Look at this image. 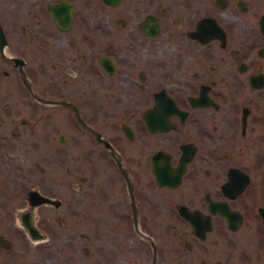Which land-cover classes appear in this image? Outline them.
Here are the masks:
<instances>
[{
  "label": "flooded vegetation",
  "instance_id": "flooded-vegetation-1",
  "mask_svg": "<svg viewBox=\"0 0 264 264\" xmlns=\"http://www.w3.org/2000/svg\"><path fill=\"white\" fill-rule=\"evenodd\" d=\"M0 29V213L27 257L53 220L109 264H264V0H0Z\"/></svg>",
  "mask_w": 264,
  "mask_h": 264
},
{
  "label": "rangeland",
  "instance_id": "rangeland-1",
  "mask_svg": "<svg viewBox=\"0 0 264 264\" xmlns=\"http://www.w3.org/2000/svg\"><path fill=\"white\" fill-rule=\"evenodd\" d=\"M3 105L4 103L0 102V106ZM18 200L20 202V199H17V202ZM16 209L13 208V210ZM48 210L40 208L38 209V215H49L53 219L54 215L58 213L57 210L56 213ZM8 218L6 220L5 216L0 213V233L7 235L12 241V246L9 249L0 247V264H92L94 260H104L109 264L113 251L117 250V247L105 246L107 248L106 251L110 253L105 252L101 254L99 253L101 247L93 246V251H91L92 246L88 238L91 236L88 235V230L61 229L58 225L56 227L55 222L51 220L49 223L55 229H51V232L46 230V237L48 239L44 243V248L40 252L27 257L29 253L28 249L32 247V243H28L25 246L23 241L19 239L20 237L23 239L21 230L16 225L11 226L10 222L16 220V213L13 212ZM96 232L94 231V236Z\"/></svg>",
  "mask_w": 264,
  "mask_h": 264
},
{
  "label": "water",
  "instance_id": "water-1",
  "mask_svg": "<svg viewBox=\"0 0 264 264\" xmlns=\"http://www.w3.org/2000/svg\"><path fill=\"white\" fill-rule=\"evenodd\" d=\"M1 29H0V36H1ZM29 203L30 207H32L35 204H38L42 201H54L51 199H48L45 196L40 195L37 191H30L28 193ZM21 224L22 226L27 230V232L31 235L32 238H41L42 234L32 225L30 219H29V213H22L20 216ZM0 245L3 247H7V242L2 239V236H0ZM99 264V263H97Z\"/></svg>",
  "mask_w": 264,
  "mask_h": 264
}]
</instances>
